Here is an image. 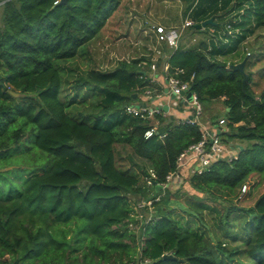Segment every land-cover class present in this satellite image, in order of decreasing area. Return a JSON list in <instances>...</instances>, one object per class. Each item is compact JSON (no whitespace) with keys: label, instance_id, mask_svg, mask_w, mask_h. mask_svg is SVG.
Wrapping results in <instances>:
<instances>
[{"label":"trees","instance_id":"1","mask_svg":"<svg viewBox=\"0 0 264 264\" xmlns=\"http://www.w3.org/2000/svg\"><path fill=\"white\" fill-rule=\"evenodd\" d=\"M183 1L184 19L194 22L181 36L203 31L205 38L188 45L180 40L177 48L161 40L155 60L144 54L112 68L92 66L76 76L75 95L65 86L75 68H65L63 60L102 30L122 0H0V264H76L73 251L85 242L104 259L93 261L84 251L89 264H108L109 251L116 252L114 264H224L237 257V247L223 242L219 231L213 242L182 225L169 210L170 199L159 195L180 153L202 137L201 120L176 117L171 106L153 116L125 109L141 93V101L148 100V87L153 96L164 92L165 81L153 90L151 73L163 76L164 62L168 74L189 80L202 110L210 101L205 117L226 118L220 133L236 153L214 158L188 181L220 202L215 223L226 231L239 223L247 234L246 260L236 264H264V68L245 67L243 83V72L218 56L264 28V0ZM209 17L213 23L196 27ZM86 95L90 104L83 105ZM217 99L223 113H213ZM151 125L157 131L146 136ZM117 144L149 163L152 173L128 154L144 171V183L118 163ZM14 161L26 164L7 166ZM137 192L151 193L146 199L155 206L138 234L128 227L135 220L130 196Z\"/></svg>","mask_w":264,"mask_h":264},{"label":"rangeland","instance_id":"2","mask_svg":"<svg viewBox=\"0 0 264 264\" xmlns=\"http://www.w3.org/2000/svg\"><path fill=\"white\" fill-rule=\"evenodd\" d=\"M183 8V0H122L119 8L113 13L112 17L107 21L102 30L93 39L81 46L75 56L63 60L65 68H68L69 66L75 68L73 75L70 76L68 81L65 83V86L70 90H73L75 94L73 82L76 76L92 66L112 68L117 64L119 59L132 58L134 56L144 54H151L153 56V60H155L157 55L160 53L158 49L161 43L157 40L154 25L161 24L166 27L181 26L184 19L182 14ZM193 37L196 38L195 40H198L199 38H205L206 34L203 31L194 35H190V33L188 34L187 32L183 34V37L181 36L182 39L180 40H184V42L188 45L195 41L192 39ZM218 56L221 58H227V61L229 62L236 59L238 61L239 58L242 59L247 57V59L252 60V63L248 65L245 62L247 65H245L246 69H263L264 28L256 29L252 35L239 45L236 51L228 52L226 54H218ZM151 68L153 67L151 66ZM152 79V86L155 82L160 84H163L164 82L163 76L159 79L152 75ZM154 89L155 88L153 86V90ZM142 94L143 93H141L139 97L142 96ZM139 97L136 98L137 101L141 100ZM80 98L84 99L83 105L90 104V95H86V97L82 96ZM75 100L76 98L74 101ZM169 101L176 117H179L183 113L189 114L194 112V106L190 103H186L180 97L170 98ZM148 102L153 103L150 99H148ZM209 102L210 101H206L204 109L200 114L201 117H205V113H210L208 112L210 109ZM214 102L213 106L217 108L218 112L215 111L213 113H223V102L220 99H217ZM205 118H209L207 121L214 122L218 117L216 115V117L212 116ZM224 126L226 127L228 125L224 124ZM224 145H226L227 152L235 153L234 149H231L226 142ZM116 147V158L118 163L122 166H128L129 170L138 174L140 181L144 183L145 173L140 169L141 167L138 166V163L136 164L135 162H145L146 166L148 165L146 169L148 172L152 173V168L149 163L140 156L132 154V150L127 144H117ZM19 149H21V147H18L17 152ZM130 153L132 154L133 159L136 160L135 162L131 161L128 157V154ZM183 160H185V155ZM22 164L26 163L24 161H14L9 163L7 166L18 167ZM194 164L195 163L191 164V168H189L190 170L187 171L189 172L187 174L191 175L195 172L192 170ZM10 175L14 176V173L10 172ZM187 179L188 177H185L184 175L178 176L176 171L168 174L167 180L163 184L159 195L166 196L170 199V212L178 218L182 225H191V227H193L196 231L203 233L208 238L212 239L213 242L217 239V235H214L213 231L217 230L219 231V236H221L223 242H228L236 246V250L238 252L237 257L225 260L224 264H236V262L246 260V253L244 252L245 242L243 240L246 233L242 228H239L241 225L238 223V225L232 226L230 231H226L224 228L215 223L218 219H220L222 211L220 202L193 188ZM254 189L255 187L253 190ZM150 194L151 193L137 192L135 194H131L130 196L135 220L129 222L128 227L136 234L140 231L139 229L142 224V220L146 217L148 219L154 212L155 206L152 203V198L146 199L150 196ZM195 194H199L201 196L204 195V198H198ZM159 195H157V197ZM236 219H238V217H236ZM244 222L245 221L241 224ZM65 226L68 229L67 236H70L74 232L75 223L72 221ZM236 228H239L238 233L241 235L235 236ZM125 240L130 241L129 237H126ZM84 245L85 246L82 249L80 248L73 251L78 257V262L76 264H89L83 259L84 251L88 252L87 256L92 257L93 261H97L98 259L104 261L103 258L99 257L97 252H93L90 249L86 242ZM115 253L116 252L112 253L109 251L110 257L107 261L109 262L108 264H114L112 260L114 259ZM243 253H245V255H243ZM35 262L37 264L38 260L36 259ZM117 262L118 261H116V263ZM130 263L131 261H129V264Z\"/></svg>","mask_w":264,"mask_h":264},{"label":"built area","instance_id":"3","mask_svg":"<svg viewBox=\"0 0 264 264\" xmlns=\"http://www.w3.org/2000/svg\"><path fill=\"white\" fill-rule=\"evenodd\" d=\"M58 0H54V2H57ZM193 20L191 18H185L181 24V26H172V27H166L165 25L157 24L154 25V29L156 32L157 40L161 42V40H164L167 42V44L171 48H177L178 44L181 39L182 32L184 28L188 25L193 24ZM193 40L196 38L193 37ZM158 51H160L158 49ZM152 67L155 68L156 62L151 63ZM168 67V63L164 62L163 64V77L165 81V86L168 87L169 91L174 92L178 97H180L182 100L187 101V103H190L195 107L194 112L187 114L184 116L187 120L195 121V120H201L200 114L202 112V104L196 94V92L190 88V82L187 79H182L179 76L170 73L168 74L166 72ZM185 90L184 92H182ZM190 91V96L186 95V92ZM145 94L148 97L151 94V89L148 87L145 90ZM160 93L156 94L158 96ZM174 98V97H170ZM145 102L136 101V102H128L125 105V109L128 112H131L133 114H139L141 116H153L154 113H158L162 111V101L156 102V103H150L146 98H143ZM169 104V103H168ZM224 124H226V118L224 116H221L217 124L214 125L212 128L208 127L207 125H202V137L198 139L196 142H193L189 145L188 148H186L184 151L180 153L178 156L177 164L179 167L184 163V155L186 152H192V156L194 157L193 163H195L192 167L193 171H201L205 166H207L214 158L220 156V155H226L228 157L235 156L236 153L227 152L226 151V145L225 142L222 140V136L220 131L227 129V126L225 127ZM157 131V128L155 125H151L150 127L146 128L144 131V134L146 136L152 134L153 132ZM165 132L160 133V135H164ZM197 158V159H196ZM192 164V163H191ZM178 169V168H177ZM174 170L177 172V175H181L178 170ZM173 171H171L172 173ZM170 173V172H169ZM168 173V174H169ZM167 174V176H168ZM150 179H148L149 181ZM149 258L146 257L145 261H148ZM130 264H133L132 262Z\"/></svg>","mask_w":264,"mask_h":264},{"label":"crops","instance_id":"4","mask_svg":"<svg viewBox=\"0 0 264 264\" xmlns=\"http://www.w3.org/2000/svg\"><path fill=\"white\" fill-rule=\"evenodd\" d=\"M151 73H152V75L155 77V78H159V79H161L162 78V75H161V72H159L158 70H156V69H152V71H151ZM158 94V93H157ZM170 94L169 93H167L165 90H164V92L162 93V94H159L158 96H157V98H156V94L153 96V95H149V99L150 100H152L153 101V103H156V102H168L169 103V107H170V101H169V99H170ZM185 101V100H184ZM186 103H187V101H185ZM172 108V107H171ZM170 108V109H171ZM172 111H173V109H172ZM174 113V112H173ZM187 115V113H183L182 115H180L179 117H182V116H186ZM208 119H204V120H202L201 119V125H207L208 127H210V128H212L214 125H216L217 124V122H211V121H207ZM203 122V123H202ZM193 154H192V152H186V154H185V160H184V163H183V165H181L180 166V168L178 169V171L180 172V174L181 175H184L185 177H189L190 175L189 174H187V173H189V172H187V171H189L190 169L189 168H191V163H193V161H194V157L192 156ZM187 157V158H186ZM187 181H188V179H187Z\"/></svg>","mask_w":264,"mask_h":264},{"label":"water","instance_id":"5","mask_svg":"<svg viewBox=\"0 0 264 264\" xmlns=\"http://www.w3.org/2000/svg\"><path fill=\"white\" fill-rule=\"evenodd\" d=\"M65 1H67V0H61V2H65ZM213 22H214L213 17H209V18H207V19L201 21L200 23H197V24H196V27H197V28L204 27L207 23H213ZM246 59H247V57H244V58H242V59H240V60H238V61H235V62H229V63H228V66H229V67H233V68L240 69V70L243 72V77H242V82H243V83H244V81H245L246 78H247V71L245 70V62H246ZM164 90H165L167 93H169L171 97H174V98H177V97H178L174 92L169 91V89H168L167 86H164ZM11 91H12L14 94L17 93V91H15V90H11ZM184 91H185V90H183L182 92H184ZM186 95H187V96H190V91H187V92H186ZM142 102H145V101L142 100ZM168 106H169L168 102H163V103H162V107H163L164 109L168 110ZM163 255L166 256V257H172V256H175L173 253H170V252H165ZM180 259H182V257H180Z\"/></svg>","mask_w":264,"mask_h":264}]
</instances>
